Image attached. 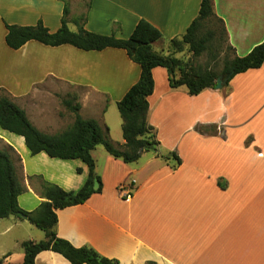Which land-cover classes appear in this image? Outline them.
Instances as JSON below:
<instances>
[{
  "label": "crops",
  "instance_id": "crops-1",
  "mask_svg": "<svg viewBox=\"0 0 264 264\" xmlns=\"http://www.w3.org/2000/svg\"><path fill=\"white\" fill-rule=\"evenodd\" d=\"M201 2L0 0V89L48 135L73 124V113L62 104L68 93L61 88L77 90V96L70 94L81 105L80 116L107 127L112 142L121 146L122 119L113 109L141 75L126 51H83L37 41L13 50L6 43L7 26L42 22L55 33L67 7L72 32L79 31L77 19H84L83 28L90 33L128 39L139 21L146 20L162 34L154 50L168 55L170 41L185 34ZM213 4L237 56H246L264 41V0ZM161 44L167 47L158 48ZM153 79L148 122L157 131L160 155L175 152L181 164L155 152L126 164L97 146L92 157L102 192L84 204L57 210L58 237L75 248L92 247L118 264H264V65L197 96L185 87L172 89L165 68H155ZM201 126L216 131L201 133ZM7 147L25 189L18 197L25 212L44 201L40 182L78 192L88 180L89 167L82 160L52 158L45 152L32 155L24 137L0 126V150ZM32 226L16 216L0 220L3 264H22V243L42 241L31 235ZM36 264L71 263L43 251Z\"/></svg>",
  "mask_w": 264,
  "mask_h": 264
},
{
  "label": "trees",
  "instance_id": "trees-1",
  "mask_svg": "<svg viewBox=\"0 0 264 264\" xmlns=\"http://www.w3.org/2000/svg\"><path fill=\"white\" fill-rule=\"evenodd\" d=\"M67 14L66 7L62 27L55 33L50 32L42 22L35 26L8 25L6 43L13 50L20 49L29 41L52 47L71 45L83 51H102L107 48L125 50L129 58L141 67L139 81L117 103L125 143L115 145L107 127L102 128L94 119H83L79 114L81 105L73 96L62 101L74 115L73 124L59 134H44L30 122L26 112L13 102L7 91L0 89L2 129L24 137L32 155L45 152L52 158L80 159L89 167L88 180L78 192H68L57 185L40 182L39 192L44 201L35 211L28 213L18 205V197L25 189L17 174L12 149L7 147L0 150V220L26 215L32 225L44 232V240L22 243V264H36V257L43 251L58 253L71 264H118L92 247L75 248L57 234V210L84 204L92 195L102 192L103 183L95 172L92 151L97 146H103L110 156L126 164L138 161L144 152H155L165 160L174 159L176 166L180 165L181 160L175 152L160 155L157 131L148 122V99L154 91L153 70L165 68L172 89L185 87L190 96H197L206 89H215L220 76L228 85L236 75L261 68L264 65V41L246 56H237L229 44L223 19L214 11L213 0H202L198 17L185 34L170 41L171 52L168 55L154 50L153 44L162 39V34L146 20L139 21L128 39H120L115 35L105 36L86 31L83 28L84 19H77L79 31L72 32L67 26ZM185 52L190 54V59H186ZM177 54L182 56L177 57ZM204 55L206 61L198 62ZM197 130L208 133L216 131V127L201 126ZM0 264H3L2 261Z\"/></svg>",
  "mask_w": 264,
  "mask_h": 264
},
{
  "label": "rangeland",
  "instance_id": "rangeland-1",
  "mask_svg": "<svg viewBox=\"0 0 264 264\" xmlns=\"http://www.w3.org/2000/svg\"><path fill=\"white\" fill-rule=\"evenodd\" d=\"M73 26H71V28H72ZM167 46L166 45H164V44H161V45H159V47L158 48H166ZM190 54H188L187 53V57H186V59H190V57L191 56H189ZM206 61V56L204 55L203 56V58H199L198 59V62H205ZM59 86V85H58ZM58 88H61L60 86L58 87ZM64 91L63 93L66 95V93L65 92H67L68 94L66 95V97H70V96H72V94L73 95H76L77 96V94H79V92L77 91V90H72V89H70V90H68V89H62L61 88V91ZM70 93H72V94H70ZM77 93V94H76ZM69 95V96H68ZM113 109V108H112ZM112 109L110 110V119L113 117V114H112ZM115 112V116H117V118H119V116H120V113H119V110H118V107L116 106L115 107V110L113 109V113ZM121 117V116H120ZM122 119V118H121ZM31 235L32 236H34L35 238H37L38 240H43L44 239V232L43 231H41V230H39L38 228H36L35 226H32V232H31ZM23 249V248H22ZM24 251V250H23Z\"/></svg>",
  "mask_w": 264,
  "mask_h": 264
},
{
  "label": "water",
  "instance_id": "water-1",
  "mask_svg": "<svg viewBox=\"0 0 264 264\" xmlns=\"http://www.w3.org/2000/svg\"><path fill=\"white\" fill-rule=\"evenodd\" d=\"M217 85H216V89H221L224 85V78L223 76H220L217 81H216ZM21 217L25 220L28 219V217L26 215H21Z\"/></svg>",
  "mask_w": 264,
  "mask_h": 264
},
{
  "label": "built area",
  "instance_id": "built-area-1",
  "mask_svg": "<svg viewBox=\"0 0 264 264\" xmlns=\"http://www.w3.org/2000/svg\"><path fill=\"white\" fill-rule=\"evenodd\" d=\"M122 191L124 189V186L121 187ZM126 197H129V193L127 195H125Z\"/></svg>",
  "mask_w": 264,
  "mask_h": 264
}]
</instances>
